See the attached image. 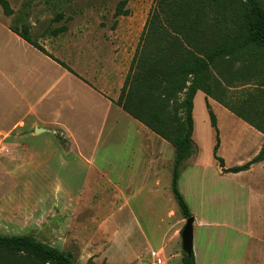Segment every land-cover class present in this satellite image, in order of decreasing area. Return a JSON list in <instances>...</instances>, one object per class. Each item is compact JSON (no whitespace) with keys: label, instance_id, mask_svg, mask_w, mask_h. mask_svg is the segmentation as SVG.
<instances>
[{"label":"crops","instance_id":"1","mask_svg":"<svg viewBox=\"0 0 264 264\" xmlns=\"http://www.w3.org/2000/svg\"><path fill=\"white\" fill-rule=\"evenodd\" d=\"M1 25L4 33L9 36V43H15L17 48L10 50L9 43L4 44V52L0 53V68L2 65L5 68L10 66L13 71V75L6 72L2 82L8 97L0 101V173L12 177L11 191L17 176L15 170H11L13 166L30 167L31 196H36L40 205L30 209L28 218L41 226L68 235L67 231L73 221L71 216L86 213V209L90 208L84 205L86 198H91L93 203L98 200L97 196L102 194L101 182H109L114 186L108 199L123 196L127 200L119 207L121 213L129 208L133 214L130 201L140 194L144 195L145 191L147 197L143 206H149L148 200L151 197L164 196L176 208L177 201L175 203L173 193L169 190L162 192L161 183H158L160 187H150V183L158 181L164 170L171 177L169 185L172 188L173 167L167 170L163 162L172 161L175 148L117 104L132 63L135 33L131 29H136L135 26L123 34L120 24L116 30L111 31V41L107 43L101 40L100 35L91 39L84 32L74 38L67 28L58 33L53 32L55 41L50 43L46 40L45 44L38 42L54 59L14 33L5 19ZM68 36L70 39H67ZM57 60L64 62L81 77ZM34 62L48 69L40 74ZM202 94L205 95L198 91L195 104ZM216 104L234 117V124L239 126L237 132L242 131L249 136L248 141L253 140L254 146L252 150L240 154L237 163L225 162L224 168L218 162H190L191 166L182 172L180 191L194 214V227L203 232L197 239V228L194 229L196 262L261 263L264 260L262 229L255 224L254 216L264 214V159L253 162L247 170L238 173L229 172L228 169L243 166L257 157L264 146V134L222 104ZM245 141L239 140V146ZM107 151L112 152V156L103 154ZM57 157L61 158V162H57L58 167L53 163ZM48 174H54L61 185H53L52 179L44 177V182L39 178ZM231 182H236V192L248 191L247 205L241 203L240 199L237 201L236 192H229ZM210 183L223 185L220 191L222 215H235L240 210L248 215L242 227L232 226L228 219L210 223L205 217H197L194 206L211 207V197L205 192L210 190ZM185 189L189 190L190 198ZM9 191L7 193L12 198V191ZM232 194L236 195L233 199L229 197ZM55 199L61 202L59 200L54 203ZM42 200H45L44 205L41 204ZM237 204H241L242 208L238 209ZM59 214L68 216L60 227L56 217ZM185 220L182 215V223ZM125 230L127 237L135 235L130 225L125 226ZM228 230L238 236L231 244L234 255L222 259L211 246L212 252L209 254L208 244L203 240H215L217 247L221 246L224 239L228 238ZM144 237V245L150 247L145 234ZM156 247L155 250L163 251L164 254L169 251L175 254L173 257L180 256L183 261L180 244L179 247L171 245L168 236L162 234ZM138 252L134 251L136 254Z\"/></svg>","mask_w":264,"mask_h":264},{"label":"rangeland","instance_id":"2","mask_svg":"<svg viewBox=\"0 0 264 264\" xmlns=\"http://www.w3.org/2000/svg\"><path fill=\"white\" fill-rule=\"evenodd\" d=\"M123 1L124 0H9L14 13L11 16H6L0 6V25L3 23L4 19L7 21L9 27H18L20 31H22L23 25H28L30 27L31 36L35 40H39L42 44H45L46 40L52 43L55 39L52 35L53 32L56 28L59 29L61 27H66L68 33H71L74 38L75 36L80 37L84 32L87 33L89 37H92L91 39L100 35L101 40L107 43L111 41V31L116 30L120 24L123 34L135 26L136 29H131L132 31L134 30L135 33L132 41L134 58L140 43V37L145 28L144 23L147 21L150 11L155 4V0H126L125 4L122 5L121 2ZM261 1L264 5V0ZM118 9L122 11L128 10L130 14L127 16H118L116 15ZM60 14L63 16L57 19ZM208 19L209 16H204V20ZM67 39H70V37L68 36ZM8 40L9 36L4 33L1 25L0 53L4 52V44H8ZM9 45L10 50L17 48L15 43H9ZM34 65L40 70V74L48 69L44 65L40 66L39 62H34ZM224 71L227 76H229L231 84H219L216 87V96L214 98H209V102L219 122L218 127L220 129L222 144L219 149V155L224 158L225 162L232 164L238 162V156L240 154L252 150L254 141L252 140V142H249V136L243 134L242 131L237 132L239 126L234 124V117L224 111V109L222 110L218 107L216 102L220 103L217 100H219L224 93L225 99L237 106L244 99L255 94L259 96L257 102H261L262 106L264 94L259 93L258 88H261V91L264 90V50L258 51L257 49H253L249 51L246 55V59L237 62L235 65H226ZM6 72L13 75L10 66L5 68V66L2 65L0 68V101L8 97V94L5 92V87L2 86L5 77L4 74ZM216 73H218V71H216ZM74 74L81 77L76 72ZM216 76L218 75L216 74ZM246 76L253 77V79H251L252 81L248 84L242 81V78ZM220 82L222 83V81ZM205 98L206 95H200L195 104V133L193 138L199 148V152L197 156L187 161L188 165L186 168L191 166L190 162H217L213 155L214 146L216 144V132L211 125ZM239 140L242 142L246 140L242 143L241 147L239 146ZM104 153H107L109 157L112 156V152L107 151L103 152V154ZM54 162L56 165L57 162H61V158L57 157L53 159V163ZM172 164L174 165V158L172 161L168 160L163 162L167 170H169L170 166L173 167ZM11 170H15V174L17 175L15 177L14 189L11 190L13 194L12 198L9 197V193H7L13 183L12 177L0 173V234H34L41 240L52 244L58 249L74 251L77 264H151V258L150 256L148 257L147 254L151 249L157 248L156 244L159 243L162 234L168 236L171 245L179 247L180 244V248L183 250L181 231L186 224V220L182 223L181 216L183 214L179 205L176 203L174 194L172 196L176 203V208H174L169 202V199L164 196L151 197L148 200L149 206H143V204L146 203L147 197V191H145L144 195L140 194L130 201L131 208L133 207V214L129 208L121 213L119 207L123 206L127 200L123 196L108 199L114 186L109 182H101L100 188L102 189V194L97 196L98 200L93 203V201L90 200L91 198H86L84 204L85 207L89 206L93 208L96 213L93 212V209L90 210V208H87L85 214L71 216L73 221L67 231V235L46 228L45 225L41 226L39 225L40 223L28 218L30 209L40 205V200L37 199L36 196H31L32 192L29 187L31 186L30 178H32L30 175V167L19 168L13 166ZM163 173V175H159L158 181L154 184L152 182L150 183V187L152 189L153 186L160 187L161 185L160 189L162 192L169 190L172 194L173 191L169 185L171 184V177L167 175L168 173L164 170ZM44 177L52 179L53 185H61L59 181H56V176L54 174H50V176L49 174L48 176H39V178L45 182ZM158 183L161 184L158 186ZM222 187V184L210 183L208 188L212 191L209 190L205 192L211 197L209 200L211 207L194 206L196 215L197 217H205L210 223L226 221L228 219L232 226L242 227V225L247 222L248 215L241 210L235 215L228 214V216H226L221 214L220 209L222 207V201L220 191ZM236 187V182H231L229 192L238 191ZM186 191L190 198L189 190L187 189ZM236 193L238 197L237 201L240 199L241 203L244 202L247 205L249 198L248 191H239ZM119 194L122 195L121 193ZM236 195L232 194L229 197L233 199ZM99 199L101 200L99 201ZM59 200L60 199H55L53 202L58 203ZM41 204L44 205L45 200H42ZM59 206H61V204H59ZM237 206L238 209L242 208L241 204H237ZM230 207L233 208L232 204ZM114 211H118V213L116 214ZM37 217H40V215H37ZM56 217L59 220L60 227L68 216L59 214ZM254 218L256 220L255 224H257V226L260 225L262 229L261 245L263 250L262 254L264 256V214L260 216L255 215ZM127 225L134 228L135 235L132 238L126 236L125 226ZM196 228L195 226L194 229ZM49 229L50 231H48ZM227 233V240L224 239V242L218 247L216 243H214L215 240L213 242L211 239L210 241L208 239L203 240L206 245L208 244L209 254L212 252L210 249L211 246L216 252V255L222 256V259H227L229 256L234 255L232 253L231 244L238 236L237 233L232 230H228ZM144 234L150 241V247L144 245L146 242ZM200 235H203V232L197 228V239L200 238ZM131 245H133V248ZM219 248L221 250H219ZM134 251L139 252L136 254ZM172 255L175 254L169 253V251L165 252L168 264H183L180 256L173 257ZM208 258H210V255H208ZM222 263L233 264L227 263L226 261ZM255 264H264V260L261 263Z\"/></svg>","mask_w":264,"mask_h":264},{"label":"trees","instance_id":"3","mask_svg":"<svg viewBox=\"0 0 264 264\" xmlns=\"http://www.w3.org/2000/svg\"><path fill=\"white\" fill-rule=\"evenodd\" d=\"M0 6L6 16L14 13L9 0H0ZM129 14L128 10L116 11L118 16ZM62 16L60 14L57 19ZM204 16L209 19L204 20ZM10 29L54 58L31 36L28 25H23L22 31L15 26ZM65 29L61 27L54 33ZM253 49L264 50V5L261 0H155L147 18L117 104L175 148L172 191L185 219L194 214L180 191L179 181L187 161L199 152L193 138L195 97L198 91L206 95V107L216 132L213 155L224 168L225 160L219 155L218 119L209 98L216 96L219 84H231L225 66L246 59ZM60 63L75 73L64 62ZM251 79L253 77L246 76L242 81L248 84ZM258 89L264 94V90ZM258 98V95H250L235 106L223 93L217 101L264 134V102L261 106ZM263 159L264 146L251 162L228 171L247 170L250 164ZM0 264L77 262L74 251L58 249L32 234H0ZM183 264H197L195 254L187 256L183 252Z\"/></svg>","mask_w":264,"mask_h":264},{"label":"water","instance_id":"4","mask_svg":"<svg viewBox=\"0 0 264 264\" xmlns=\"http://www.w3.org/2000/svg\"><path fill=\"white\" fill-rule=\"evenodd\" d=\"M194 222V216L187 218L182 230V247L183 252L187 256H191L194 253Z\"/></svg>","mask_w":264,"mask_h":264},{"label":"built area","instance_id":"5","mask_svg":"<svg viewBox=\"0 0 264 264\" xmlns=\"http://www.w3.org/2000/svg\"><path fill=\"white\" fill-rule=\"evenodd\" d=\"M150 258H151V264H168V261L163 251L155 250V249L151 250Z\"/></svg>","mask_w":264,"mask_h":264}]
</instances>
